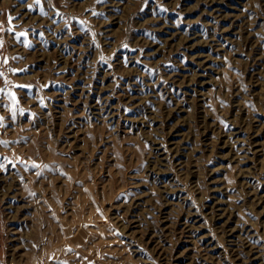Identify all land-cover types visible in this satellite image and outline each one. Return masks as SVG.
<instances>
[{
	"label": "rangeland",
	"instance_id": "obj_1",
	"mask_svg": "<svg viewBox=\"0 0 264 264\" xmlns=\"http://www.w3.org/2000/svg\"><path fill=\"white\" fill-rule=\"evenodd\" d=\"M0 73V264H264V0H0Z\"/></svg>",
	"mask_w": 264,
	"mask_h": 264
},
{
	"label": "snow or ice",
	"instance_id": "obj_2",
	"mask_svg": "<svg viewBox=\"0 0 264 264\" xmlns=\"http://www.w3.org/2000/svg\"><path fill=\"white\" fill-rule=\"evenodd\" d=\"M36 2L39 3V0H36ZM18 35L23 36L24 33H19ZM0 75H3V73H0ZM19 87H25V86L21 85ZM2 91L3 90L0 89V92H2ZM9 95H10V98L12 99V101H13V104L17 103L15 95L14 94H9ZM0 120H2V118H0ZM0 143H6V142H0Z\"/></svg>",
	"mask_w": 264,
	"mask_h": 264
}]
</instances>
